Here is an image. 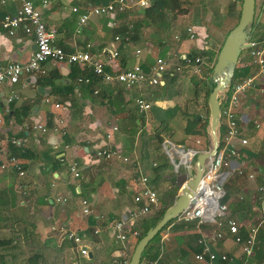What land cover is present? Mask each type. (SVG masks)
Masks as SVG:
<instances>
[{
	"label": "crops",
	"instance_id": "crops-1",
	"mask_svg": "<svg viewBox=\"0 0 264 264\" xmlns=\"http://www.w3.org/2000/svg\"><path fill=\"white\" fill-rule=\"evenodd\" d=\"M31 1L40 11L46 29L51 32L54 46L65 52L85 51L92 59L104 62L105 70L111 74L128 69L135 63L146 69L155 57L166 56L172 49L182 54L188 49L195 55H201L205 62L208 60V63L199 67L198 72L192 73L200 78L206 75L217 52V43L215 40L210 42L207 28L208 18L216 12V7L208 0H187V14L176 17L168 37L159 42L154 43L149 35L143 37L144 32H149L148 29L142 27L134 32L133 27L130 43L117 45L119 57L114 61L108 60V52L113 48V36L123 33L124 22L129 21L133 25L141 10L129 17H118L115 28H110L107 20L102 17H90L84 26L79 27L78 13L99 0H47L44 7L41 6V0ZM263 2L259 0V11ZM16 7L13 0H0V20L3 15L13 13ZM73 7L77 9L76 13L71 12ZM258 24L259 31H262L264 21L261 22V18ZM187 26L193 27L194 41L184 38V28ZM176 34L181 38L179 43L173 41ZM33 48L32 38L21 31L8 37L0 29V67L10 62L26 63ZM137 49L140 51L138 57L134 54ZM239 61L248 63L246 54H241ZM43 66L46 74L36 79L33 86L31 76H22L14 85H0V152L3 156H16L24 171V175L18 178L10 169L0 170V188L11 187L14 193L16 200L10 210V217L12 221L27 223L29 240L24 241L25 244L31 241L40 242L43 247L61 246L67 253L68 263L77 264L79 258L76 248L60 239L52 229L62 224L83 234L82 243L88 250L89 264H110L111 256L120 248L112 238L111 227L132 206L131 196L137 188L138 175L131 164L96 159L94 153L100 148L117 149L125 156L136 157L141 165L140 147L136 145L142 136L145 138V135H150L148 126L151 129L154 122L148 111L137 112L133 100L139 94L146 93L148 88L127 90L118 83L98 80H94L91 85H77V72L73 74L72 67L51 62ZM186 75L190 77L191 73L186 72L166 84V80L162 79V84L154 88L157 98L149 102L150 106L154 104L163 110L177 107L176 115L169 122L170 126L174 120L178 122L177 117L181 115L183 119L180 123L184 128L189 118L188 113L183 112L185 103L181 101L185 90L178 86ZM93 90L97 93L93 94ZM10 92H14L16 98L6 105L5 98ZM44 97L49 100V104L43 103ZM147 98L151 97L146 95ZM55 105L58 106L55 108ZM5 106L9 109L7 114L4 113ZM235 117L240 134L231 147L237 155L230 159L229 167L224 169L229 176L223 191L228 195L227 201L234 203V212L229 215L235 219L238 227L247 230L250 226L259 227L260 223H264V208L258 207L254 192L256 185H264V95L258 86L247 89L239 97ZM59 118L66 129L63 135L51 131ZM33 123L45 126L47 132L42 134L30 130L28 126ZM112 126L116 127L115 131ZM184 136L202 139L205 144L203 137ZM9 137L26 140L25 148L19 150L8 144ZM240 139L246 143L240 144ZM164 142L173 145L168 140ZM180 158L187 159L188 155H181ZM70 160L78 164V179L72 178L66 170L65 163ZM168 164L173 167L170 162ZM177 168L173 167L174 170ZM237 169L253 174L254 180L249 182L238 179L235 176ZM149 170V165H141L142 173ZM184 181L177 182L179 188ZM58 197L66 198V202L57 203L55 199ZM82 199L88 204L87 216L80 213L79 203ZM202 230L205 233L210 231L209 228ZM197 234L186 226L170 224L161 249V264H195L192 255L197 251ZM262 236L264 242V227ZM229 242L231 239L226 236L221 245L213 249L227 255ZM259 255L263 256L261 253Z\"/></svg>",
	"mask_w": 264,
	"mask_h": 264
},
{
	"label": "built area",
	"instance_id": "built-area-1",
	"mask_svg": "<svg viewBox=\"0 0 264 264\" xmlns=\"http://www.w3.org/2000/svg\"><path fill=\"white\" fill-rule=\"evenodd\" d=\"M17 7L11 14H5L0 20V29H2L8 37L15 36L17 31H21L24 35L32 38L33 51L28 60L24 64L10 62L4 67H0V85L6 83L14 85L22 76H31L33 86L36 79L45 76L46 70L44 63L51 62L57 64H65L69 67H75L77 75L75 83L87 85L90 83V77L85 75L86 71L91 72L92 76L103 83H118L124 89L144 88L147 87V94H139L133 104L139 113H146L150 108V103L146 100V95L152 97L155 87L162 84V77L165 74L171 76L173 73L181 72L196 73L199 67L205 63L201 55L187 56L176 50H171L166 56L155 57L144 71L141 64L135 63L130 68L117 70L111 74L105 70V64L96 61L85 51L65 52L61 48L52 44V34L45 27L40 17V11L35 7L31 0H13ZM236 6L240 5V0H229ZM47 0H41V6L44 7ZM147 6L146 0H99L98 3L84 9L77 15V25L84 26L90 17H102L107 20L110 28H115L118 23V17H129L135 15L136 12ZM262 14H264V2L262 4ZM77 9L73 7L71 12L76 13ZM261 14V17H262ZM260 17V18H261ZM133 34V25L129 21L124 22V31L121 35H114L112 38L113 48L108 52V60L118 59L117 45H127L130 43ZM184 38L187 41L195 40V32L193 27L184 28ZM179 34L173 36V41L180 42ZM248 63L255 67L251 76L246 77L230 87L227 102L221 108V122L224 124V132L222 142L217 153L212 160L210 173L204 176L206 192L203 195L195 194L194 204L188 210L182 212L176 220L179 222H194V230L198 233L195 240L196 253L192 255V261L195 264H229L231 259L224 253H217L213 248H218L226 236H229L235 243H241V251L248 258L252 254L254 247L257 226H250L247 229V235L244 240L238 236V225L234 218L226 213V206L220 203L224 195L223 185L228 178V173L224 169L229 167L230 159L234 158L237 153L231 144L238 139L240 127L237 124L235 111L238 108L239 97L249 88L255 85L259 87V91L264 95V38L252 37L249 41V47L245 50ZM138 57L140 51H134ZM176 64H173V62ZM212 63V62H211ZM211 66V64H210ZM209 66V67H210ZM208 67V68H209ZM93 94L97 91L93 90ZM16 98L14 92H10L5 98V104L8 105ZM43 103L49 104V100L44 97ZM58 105H55L56 108ZM9 109L4 108L7 114ZM2 120L0 118V124ZM30 130L46 133L47 128L39 123H33L28 126ZM115 131L116 127L112 126ZM51 131L56 134L63 135L66 132L62 119H57L51 127ZM108 138L109 135H106ZM240 144H245L244 139L239 140ZM7 143L23 150L26 146V140L22 138L9 137ZM170 144V143H169ZM163 146V145H162ZM264 151V149H263ZM171 151L169 155H171ZM0 152V170H12L18 178L24 175L22 166L18 158L11 154L1 155ZM96 159L104 161H117L123 164H131L133 171L138 175L137 188L131 196L132 206L125 211L123 217L116 221L112 227V238L120 245V248L111 256L110 264H127L129 255L126 248V239L128 236L136 237L138 232L134 230V226L138 219L151 212L157 207V196L155 192L148 187L147 178L141 172V165L136 157L123 155L119 150L113 148H100L94 153ZM172 156V155H171ZM66 170L69 175L79 178L78 164L74 160L65 163ZM154 166V164H153ZM180 166V165H179ZM235 176L238 179L252 182L254 175L246 174L242 170L237 169ZM256 193V202L260 209L264 208V185H256L254 187ZM241 199V198H240ZM57 203H65L66 198L58 197L55 199ZM80 213L83 216L89 214L87 202L82 199L79 203ZM170 225L165 227L161 235L160 242H163L168 235ZM209 228V232L205 233L202 229ZM60 239L66 240L72 244L76 250L79 261L77 264H89L88 250L84 248L82 243L83 234L69 229L62 224H58L52 228ZM157 259L148 261L146 264H158ZM242 264H250L244 261Z\"/></svg>",
	"mask_w": 264,
	"mask_h": 264
},
{
	"label": "trees",
	"instance_id": "trees-1",
	"mask_svg": "<svg viewBox=\"0 0 264 264\" xmlns=\"http://www.w3.org/2000/svg\"><path fill=\"white\" fill-rule=\"evenodd\" d=\"M146 2L147 6L143 8L140 13H138V20L133 23V27L134 32H137V30L142 27L148 29L149 32H147L145 35H149L154 43L159 42L162 38H167L168 33L170 32L171 24L175 20V18L185 15L188 12L185 0H146ZM238 12L239 11L236 10L235 5L233 3H229L227 16L233 18L235 15V23L224 33V36L236 24L238 19ZM262 29V31H259V24H257L253 32V36L264 38V26ZM183 52L187 56H195V53H191L188 49ZM242 54H246V51H243ZM246 62L239 61L237 63L234 69L230 87L240 80L251 76L254 72L255 67H253L251 64H247ZM173 64H176V62L174 61ZM72 69V73L75 74V72H77L76 68H74L73 70ZM143 70L145 71L146 69ZM207 71L209 72V69ZM184 73L185 71L182 70L181 72L173 73L171 76L165 74L162 78L166 80V84L173 82L180 76H183ZM84 74L89 76L91 80L87 85H91L94 80H97L89 71ZM163 90L164 88L160 89V92H162ZM205 94V96H207L208 88ZM156 98V93H154V95H152L150 99L147 98V101H155ZM176 111L177 107L163 110L156 107L154 104L150 106L148 110V113H150L151 119L154 124L151 126L150 135H145V138H143V136L140 138L139 159L142 166H148V164L146 163L147 161L151 162L149 164L150 170L148 172H143V174L147 178L148 187L151 188L157 196V207L152 209L150 213L138 219L137 223L134 226V230L138 232V235L136 237H127L126 248L129 257L137 241L144 235L148 228L155 224L165 208H167L171 204L173 197L176 195L179 189V186L175 185V182L171 180V185H168L163 191L159 192L157 190L158 185L166 181L165 172L169 167L168 158L162 151V143L165 140V138L163 137V132L169 129V122L176 115ZM195 117L196 116H192L191 118L186 119L185 126L183 128L184 135L201 136L202 132L201 130H199L198 121L195 120ZM149 142L155 143V150L149 148ZM157 149H160L162 151V156L156 152ZM161 157H165V162L158 161ZM156 161L158 162V164L155 165V163L153 166L152 163ZM15 200L16 199L11 187L0 188V231H7L9 233V237H0V264H59V262L57 261V263H55V260L45 259L43 255L38 251H32L30 255L27 256H24V254L21 253V244L24 243V241L27 242L29 240V235L26 232L27 223L25 221H12L10 217V210L14 207ZM227 200L228 195H225L224 193L222 199L220 200V203L226 206V213L228 215L233 214L234 203H229ZM170 224L186 226L191 231L197 233L194 230V222L184 223L179 222L176 219L171 220L161 229V231H159L152 238L151 241H149V243L141 253L139 264H146L148 261H153L157 259L159 255H161V249L163 248L164 243L160 242V238L165 230V227ZM263 227L264 223H260L259 227L257 228L252 254L248 258H246L241 251V243H235L233 239L230 238L231 242H229V247L227 250V256L231 259V262L229 264H242L244 261H247L250 264L251 262L252 264H264V242L263 239H261L263 238ZM246 235L247 230H244V228H242L241 226L238 227V236L241 238V240H244L246 238ZM61 252L62 249L57 248L55 250V255L59 258H62ZM260 253L263 256L259 255ZM161 261L162 255L160 256L158 264H161Z\"/></svg>",
	"mask_w": 264,
	"mask_h": 264
},
{
	"label": "water",
	"instance_id": "water-1",
	"mask_svg": "<svg viewBox=\"0 0 264 264\" xmlns=\"http://www.w3.org/2000/svg\"><path fill=\"white\" fill-rule=\"evenodd\" d=\"M262 9L263 6L255 17L254 0H240L237 22L223 37L211 66L208 68V94L205 100L207 117L200 127L207 149L197 151L190 147H176L166 142L163 143L164 153L173 167L177 168L180 165L184 169L185 181L173 197L171 204L137 241L127 264H139L141 253L149 241L168 222L193 206L195 194H205L206 185L203 179L210 173L212 160L222 142L221 108L227 102L234 69L242 52L249 47V41L260 20ZM195 120L198 121L199 118L195 117ZM170 151L172 156L169 155ZM181 155H188V158H180Z\"/></svg>",
	"mask_w": 264,
	"mask_h": 264
},
{
	"label": "rangeland",
	"instance_id": "rangeland-1",
	"mask_svg": "<svg viewBox=\"0 0 264 264\" xmlns=\"http://www.w3.org/2000/svg\"><path fill=\"white\" fill-rule=\"evenodd\" d=\"M208 1L209 3L211 2L212 4H214V7H216V12L213 13L212 16H209L208 18L209 21H208L207 28H208V33L210 34V42L215 40L217 43L215 45V48L218 49V47L220 46L223 40L224 33L235 23L234 21L235 15L233 18H230L227 16L228 15V5L230 3L229 0H208ZM186 2L188 3L187 0ZM258 4H259V0H254L255 17L257 13L259 12ZM235 8L237 11L239 10V6L235 5ZM263 21H264V14H262V17H261V22ZM145 34L146 33L144 32L143 37H145ZM207 75H208V71L206 75L201 76L200 78H198L196 74H191L190 77H187L186 75L184 76L185 80H182L183 82L181 84H178L180 89L185 90L184 96L182 95L183 99L181 100L183 104L185 103L183 106V112L184 111L187 112L189 118H191L192 116H197L199 118L198 120L199 130H200L201 125L203 124V122L206 120V117H207V107L205 104V100H206L205 93L208 88ZM152 90L155 91L154 89ZM180 117L181 115L177 117L178 122L174 120L173 125L170 126L169 124V129L163 132V137L165 138V140H168L173 145H177V146L184 145V147H190L197 151L206 150L207 149L206 142L204 144L202 139L193 138V137L187 138L183 135L182 123H180V120H182L183 118H180ZM148 130L150 131L149 126H148ZM200 137H203V134H201ZM136 147H139V144L136 145ZM149 148L155 150L154 149L155 143L149 142ZM162 151L160 149H157L156 152L162 156L163 155ZM158 161L165 162V157L163 158L161 157ZM146 163L149 165L151 162L147 161ZM157 163L158 162L156 161V164ZM165 174H166V181L158 185L157 190L159 192L163 191L168 185H171L170 184L171 180H173L175 182V185L178 186L177 182H180L181 180L184 179L185 171L182 167H178L176 170H174L173 167L169 164V167L166 169ZM0 237H9V233L7 231H0ZM57 248L62 249V252H61L62 258H59L55 255V250ZM32 251H38L39 253L43 255L45 259L55 260V263L59 262V264H69L68 259H67L68 258L67 253L63 252V247L61 246L56 247L55 245H52L51 247L50 246L43 247L40 242L31 243V241L29 244H25V243L21 244V253L24 254V256L30 255Z\"/></svg>",
	"mask_w": 264,
	"mask_h": 264
}]
</instances>
